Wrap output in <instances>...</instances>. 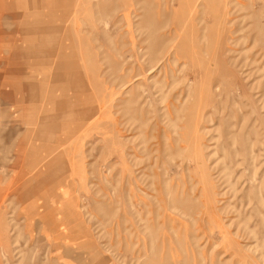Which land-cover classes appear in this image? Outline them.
<instances>
[{"label": "rangeland", "instance_id": "374dc122", "mask_svg": "<svg viewBox=\"0 0 264 264\" xmlns=\"http://www.w3.org/2000/svg\"><path fill=\"white\" fill-rule=\"evenodd\" d=\"M21 1L0 0V264H264V0H74L55 119L19 79L53 0Z\"/></svg>", "mask_w": 264, "mask_h": 264}, {"label": "crops", "instance_id": "0c3cea01", "mask_svg": "<svg viewBox=\"0 0 264 264\" xmlns=\"http://www.w3.org/2000/svg\"><path fill=\"white\" fill-rule=\"evenodd\" d=\"M73 1L74 0H53L52 3H50V6H48V7L46 6L47 8L43 9L41 12H39V10H40L42 3H40V1H38L39 4L34 5V7H37L36 8V18L39 17V19L40 18L42 19V28H43L42 32H44L45 28L48 30H51V31L47 32V35L42 34L44 37V40H43L44 45L41 47V49L44 50L46 53L44 52L45 54L40 56L39 59L35 62L36 65L38 63L40 64V66L42 67V68H40L41 71L35 72L32 70H29L30 69L29 68L26 71V75H21V77H19V79L21 80V83L23 84V89L26 90V93L27 92L29 93L25 107L31 106L30 108L34 107L35 109H38V107L41 106L42 110L45 111L43 116L46 119H55L54 115H56V112L54 109L58 110L62 105H69V104L74 103L73 99L64 98V97H60V96H48V95H45V92H44V86H46L47 84H51L54 82H60L64 79V76L62 73L63 67H68V66L72 67L73 64H77V63L72 62V61L69 63H60L58 61H55V58L57 57V50L62 46V44L65 43L64 42L65 40H62V26H63L62 24L64 23V21L66 19H68L71 16V13L74 12V9L72 7ZM18 3L19 4H16V5H19V6H21V8H23L22 1L18 0ZM55 5L57 6V8H56L57 13L53 17V18H55V20H51V21L47 22L46 20L50 19L49 18L50 9ZM11 16L21 18V12L12 13ZM37 25L39 26L38 23H37ZM32 38L31 39L30 38H24L25 46L27 45V49H25V46H21L19 49L16 50L15 54H20L24 50H28L30 48L31 41H34L35 43H38V44H42L41 43L42 37L41 38H35V39H32ZM21 49H23V50H21ZM34 73H40L42 76L34 77ZM48 76H50V78H48ZM82 81L84 82L85 89L88 91V93L91 97L90 100L92 103V96L94 94L92 86L90 87L89 84H87L86 78L84 80V75L82 76ZM89 81H90V85H91V80L89 79ZM96 88H98V87H96ZM99 90L101 92L100 98H96L95 102L92 103L93 107H98L99 105L104 104V102L106 100V97L104 96V94L102 92L103 90L101 89V87L99 88ZM76 99H78V98H76ZM89 117H87V118H89ZM82 120H84V118L78 119L77 122H80ZM47 125L48 124L46 123V121H44V123H42V126H44V127H42V126H40V127L45 129V127ZM39 144L42 145V148ZM46 146L47 145L44 144L43 142H36L33 145V149H32L33 155L38 156V154L40 152L45 153L46 152V149H45ZM53 148L54 147H52L51 150Z\"/></svg>", "mask_w": 264, "mask_h": 264}]
</instances>
